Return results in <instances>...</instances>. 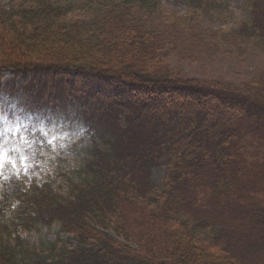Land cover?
<instances>
[{
	"label": "trees",
	"instance_id": "trees-1",
	"mask_svg": "<svg viewBox=\"0 0 264 264\" xmlns=\"http://www.w3.org/2000/svg\"><path fill=\"white\" fill-rule=\"evenodd\" d=\"M159 2L0 0V75L38 97L85 89L86 127L61 157L21 132L52 175H0V264H264V117L170 72L148 26ZM247 7L241 28L264 43V0ZM12 84L0 87V114ZM3 123L0 152L23 140ZM136 216L144 233L131 243L125 222Z\"/></svg>",
	"mask_w": 264,
	"mask_h": 264
},
{
	"label": "rangeland",
	"instance_id": "rangeland-1",
	"mask_svg": "<svg viewBox=\"0 0 264 264\" xmlns=\"http://www.w3.org/2000/svg\"><path fill=\"white\" fill-rule=\"evenodd\" d=\"M191 1H195L198 7L192 8L189 0H160L148 21V26L159 32L162 42L167 45L166 64L170 72L177 73L180 79L198 80L205 88L203 94L222 95L228 103L264 117V98L253 92L256 89L264 93V43L258 36H250L241 28L248 17L247 5L252 0ZM8 3L9 0H4V4ZM119 9L128 11L125 6H120ZM142 11L138 7L128 12H136V17L144 18ZM87 14L90 15L86 11L80 12L79 8L73 13L81 18ZM4 58L0 55V64ZM7 83H13L14 90L10 93L9 89L4 88V99L9 101V106L1 111L0 121L4 122L5 131L12 135L20 133L23 140L15 141L17 145L12 148H2L1 152L7 155L0 158L3 165L0 167V175L8 173L25 183L33 180L42 183L47 175H52L51 168L45 167L35 154L28 155L20 147V143H28V139L24 138L25 133L22 135L21 132L26 130L29 133H39V137L44 140H39L38 144H50L52 151L59 157L78 149L80 136L86 130L81 108L84 102L80 97L85 89L73 91L66 98L57 94L53 96L48 92L38 97L29 86L20 88L21 81L13 79L11 73L2 72L0 87H5ZM237 91L243 94L242 100L234 99L233 95ZM207 104L211 107L215 103ZM226 115L228 116L227 112ZM29 148L31 144H28L26 151ZM34 160L38 162L34 164ZM163 172V167L152 172V179L156 184H159ZM132 218L134 217L125 222V230L130 234L129 241L136 243V238L144 233V224L141 218L136 216V222ZM61 237L62 241L71 239L68 235Z\"/></svg>",
	"mask_w": 264,
	"mask_h": 264
},
{
	"label": "snow or ice",
	"instance_id": "snow-or-ice-1",
	"mask_svg": "<svg viewBox=\"0 0 264 264\" xmlns=\"http://www.w3.org/2000/svg\"><path fill=\"white\" fill-rule=\"evenodd\" d=\"M13 134H15V131L13 132ZM5 155H7V153L0 152V158H2ZM2 166H3L2 163H0V167Z\"/></svg>",
	"mask_w": 264,
	"mask_h": 264
}]
</instances>
